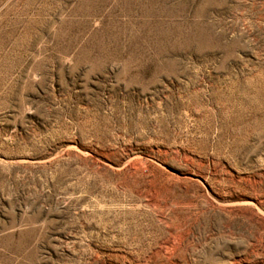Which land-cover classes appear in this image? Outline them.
<instances>
[{"label": "rangeland", "instance_id": "1", "mask_svg": "<svg viewBox=\"0 0 264 264\" xmlns=\"http://www.w3.org/2000/svg\"><path fill=\"white\" fill-rule=\"evenodd\" d=\"M0 264H264V0H0Z\"/></svg>", "mask_w": 264, "mask_h": 264}]
</instances>
